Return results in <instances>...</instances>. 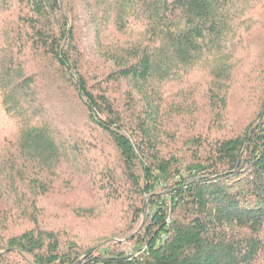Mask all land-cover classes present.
<instances>
[{"label": "trees", "instance_id": "trees-1", "mask_svg": "<svg viewBox=\"0 0 264 264\" xmlns=\"http://www.w3.org/2000/svg\"><path fill=\"white\" fill-rule=\"evenodd\" d=\"M257 8L264 0H0L2 227L28 203L36 211L27 193L57 178L120 201L135 232L84 246L30 219L33 229L0 235V264L263 261L264 90L239 87L236 61L238 48L264 52V30L244 19ZM196 73L205 88L189 93ZM196 95L218 130L193 137L183 161L165 123L183 104L202 112L185 103ZM239 96L259 102L255 120L222 134Z\"/></svg>", "mask_w": 264, "mask_h": 264}, {"label": "rangeland", "instance_id": "rangeland-1", "mask_svg": "<svg viewBox=\"0 0 264 264\" xmlns=\"http://www.w3.org/2000/svg\"><path fill=\"white\" fill-rule=\"evenodd\" d=\"M246 15L244 19L252 27L253 32L264 30L263 9H251ZM236 61L241 72L239 87H242L241 89L246 92L252 91L254 93L256 92L254 90L257 89L259 91L256 96H260L261 91L264 90V66L262 68L264 52L252 47L238 48L236 50ZM186 82L191 85L189 93L198 90L201 92L205 88L203 76L197 73L189 77L182 86L186 85ZM166 93L165 97L169 99L176 95V91H167V89ZM241 98L239 96L238 104L241 105L242 111L236 113L222 134L232 135L231 133H239L255 120V111L259 102L246 98L240 103ZM181 99L182 102L185 101V98ZM170 101L171 104L175 103L172 99ZM194 101L203 105L202 112L193 114L197 118L196 120L190 115L191 111L184 110L183 104V109L179 110L177 115H172L171 119L165 123L166 129L171 133V139L174 140L168 150L186 153L187 158L183 159V161L191 160L187 148H189L193 137H198L202 133L207 132L208 127L213 139L215 137L214 133L218 130L217 127L214 129L210 128V125H212L209 115L210 110L203 99V95L189 97L185 103ZM1 118L2 116L0 115V127H3L4 123ZM85 154H89L88 156L91 158L93 156L91 148H86ZM72 172L77 171L73 170ZM97 179L100 180L99 178ZM90 187L91 189L88 190L87 184L82 183L77 184L75 187L67 188L55 178L47 194L33 195L32 193H27L28 199L34 200L36 203V211L31 208L32 203H28L26 209H30L27 213L25 212L26 209L19 213L16 212L8 221L4 220L7 223L4 227L0 223V235H19L33 229L35 225L30 219L37 220L39 222L38 227L53 231L63 239L78 241L84 246L107 243V241H112L118 234L122 235V233H124V237H127L126 234L128 236L134 235L135 232H131L129 229L132 225L130 219L125 215L127 207L123 206L121 208L120 201L113 204L103 196L104 192H100L101 190L95 188L96 186L93 184ZM106 193L108 194L109 192ZM110 205H118V207L112 209ZM0 211V214H2L8 209L3 208ZM148 213V202L146 201L143 214L144 221L147 220ZM28 216L30 217L29 219H27ZM127 251L136 252L133 246L127 247ZM257 264H264V260Z\"/></svg>", "mask_w": 264, "mask_h": 264}, {"label": "water", "instance_id": "water-1", "mask_svg": "<svg viewBox=\"0 0 264 264\" xmlns=\"http://www.w3.org/2000/svg\"><path fill=\"white\" fill-rule=\"evenodd\" d=\"M86 258V257H85Z\"/></svg>", "mask_w": 264, "mask_h": 264}]
</instances>
